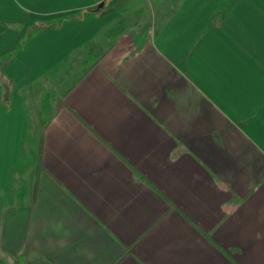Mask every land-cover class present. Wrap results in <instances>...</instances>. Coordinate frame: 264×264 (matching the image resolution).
Instances as JSON below:
<instances>
[{
	"label": "crops",
	"instance_id": "crops-1",
	"mask_svg": "<svg viewBox=\"0 0 264 264\" xmlns=\"http://www.w3.org/2000/svg\"><path fill=\"white\" fill-rule=\"evenodd\" d=\"M0 264H264V0H0Z\"/></svg>",
	"mask_w": 264,
	"mask_h": 264
},
{
	"label": "rangeland",
	"instance_id": "rangeland-1",
	"mask_svg": "<svg viewBox=\"0 0 264 264\" xmlns=\"http://www.w3.org/2000/svg\"><path fill=\"white\" fill-rule=\"evenodd\" d=\"M56 74H57V71H56ZM29 125H31V123H29L28 122V124L26 125V130L28 129V131H27V133L24 135V145L25 144H29L30 143V141H31V133H32V129L30 130L29 129ZM26 146V145H25ZM27 154H28V151L26 152V153H24V156H23V158H24V164H26V165H28V163H29V160H28V157H27ZM12 191H9L8 192V196H9V198L11 197V195H12ZM15 202V201H14Z\"/></svg>",
	"mask_w": 264,
	"mask_h": 264
}]
</instances>
